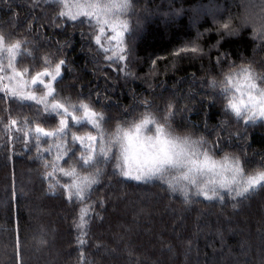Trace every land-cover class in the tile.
I'll list each match as a JSON object with an SVG mask.
<instances>
[{
  "label": "trees",
  "instance_id": "trees-1",
  "mask_svg": "<svg viewBox=\"0 0 264 264\" xmlns=\"http://www.w3.org/2000/svg\"><path fill=\"white\" fill-rule=\"evenodd\" d=\"M133 3L135 12L126 13L129 31L122 45L126 50L131 47L132 63L127 60L122 63L127 65L125 71L131 69L132 76H125L118 65L105 60L94 38H82V29L59 17V7L46 0H0V34L7 37L15 31L13 24L19 29L13 40L21 39L25 44L21 49L23 61L17 58L18 68L33 66L25 49L39 62L48 56L54 65L56 59L50 55L57 52L54 42L58 41L60 46L67 43L65 55L60 56L68 61L60 95L77 102L78 93L83 94L79 99L100 93L103 103L93 106L106 117H113V123L122 120L126 113L121 108L109 112L106 106L115 102L131 110L136 102L133 95L149 100L155 97V103L163 106L176 87L178 96L171 95V100H176L177 108L190 109L177 116L178 128L196 125L193 130L211 138L203 128L207 120L209 127H215L222 137L234 132V117L225 116L220 103V97L226 93L217 92V99L212 101L208 82L212 76L227 73L232 64L253 61V67L260 70L259 65L264 63V42L253 34L251 25L240 27V17L247 5H257L248 10L260 13L258 5L264 0H133ZM230 16L233 18L230 27L236 29L231 35L222 28ZM83 31L91 37L87 27ZM49 40L54 42L46 46ZM102 43L109 46L103 39ZM188 45L198 52H180ZM178 52L182 54L177 56ZM217 57L221 61L219 66ZM152 60H156L154 66ZM236 79L242 89V76ZM192 90L201 94L199 100H191L188 92ZM4 107L12 111V102L5 105L0 101V109ZM5 115L0 110V119ZM33 115L31 110H25L19 115L12 112L11 118L20 121ZM223 122L228 125L220 130ZM18 127L19 123L6 134L0 125V264H18L20 259L23 264H264V189L234 200L225 195L223 203L201 196L186 204L179 193H169L167 186L158 181L147 185L132 181L121 184L124 178L112 175V167H106L105 182L95 186L92 201L73 205L65 201L59 189L56 194L48 191L50 181L43 178V173L51 169L46 170L35 159L37 153L27 151L16 139L23 135L16 130ZM247 128V158L253 160L247 165L249 171L261 168L260 156H253V150L264 154V123H250ZM83 131L96 134L90 126ZM28 142L31 144V140ZM47 147L41 143V149ZM41 154L50 160L54 150L52 154L46 151ZM221 154L217 152L215 157ZM56 178L61 183L69 179ZM100 200L104 201L103 206L98 203ZM81 207L86 211L85 226L78 230L75 224L79 223ZM78 236L82 244L78 243Z\"/></svg>",
  "mask_w": 264,
  "mask_h": 264
},
{
  "label": "snow or ice",
  "instance_id": "snow-or-ice-1",
  "mask_svg": "<svg viewBox=\"0 0 264 264\" xmlns=\"http://www.w3.org/2000/svg\"><path fill=\"white\" fill-rule=\"evenodd\" d=\"M46 2L59 7V17L66 18L73 22V26L82 29L80 32L82 38H94V43L104 54L105 60L118 65L125 76L133 75L130 68L125 71L127 65L122 63L127 60L128 64H131L132 60L129 58L131 47L126 50L122 46L125 34L129 31V25L127 20L121 18L129 11L135 12L133 0H46ZM251 7H257V5L246 6L245 13L240 17V27L251 25L253 34L264 42V3L258 5L261 11L257 14L248 11ZM232 19L230 16L222 24V28L230 35L236 33V29L230 27ZM85 27L90 30L91 37L83 31ZM12 28L15 31L9 32L7 37L0 34V101L5 105L9 101L12 102V111H9L8 107L0 109L6 114L3 119H0V125H3L7 134L9 129L20 124L16 130L23 135L16 139L22 143L24 149L34 150L37 153L35 159L40 161L46 170L51 169L43 173V178L50 181L49 192L56 194L59 189V194L67 203L84 205L92 201L95 186L105 182L106 167H112V175L124 178L120 181L121 184L132 181L147 185L158 181L161 185L167 186L166 190L169 193H179L186 204L193 198L201 196L207 201L219 200L223 203L225 195L234 200L236 197L246 198V194L264 189V154L253 150V156H260L261 168L246 171L247 165L253 163V160L247 158L249 150L247 125L250 123L254 125L258 121L264 123V63L259 65L260 70L253 67V61L229 65L226 75L229 88L215 90L214 86H210L208 82V87L212 89L208 93L213 96L212 101L217 99L215 95L217 92L234 91L230 100L227 96L220 97L224 115L230 114L229 109L235 113L234 132H228L226 137H222L216 128H210L205 120L204 131L211 137H206V142L191 144L184 142L172 152L154 160L150 167L117 172L114 166L115 153H111L114 141L105 139L106 130L113 124V117H106L104 113L96 111L93 106L96 103H103L101 94H90L84 99H79L83 94L78 93L77 102H72L71 97L60 95L64 70L67 69L68 63L60 56L65 55L64 49L69 45L66 43L60 46L58 41L45 42L46 46H50L53 42L57 44V52L50 54L56 59L54 65L48 56L43 57L42 62H39L25 49L26 54L32 58L33 66L31 69L18 68L17 58L19 56L21 62L23 61L21 49L25 41L13 40V36L19 29L15 24ZM28 30H31V25H28ZM102 39L107 42L108 47L102 43ZM89 51H91L90 48ZM180 52L196 54L198 49L184 48ZM109 53L112 54L109 55ZM176 55L179 56V52ZM151 63L155 65L156 60H152ZM37 64H39V70H37ZM220 64L221 61L217 57V65ZM224 74L221 73V75ZM237 76L243 78V91L240 81L236 79ZM133 99L136 102L131 106V110L115 102L106 107L109 112L113 108H121L126 113L122 119L125 121L134 118L138 111L143 112L145 116L137 124L138 130L141 126L154 122L151 118V113L154 111L160 112L165 120L174 124L181 112L190 111L186 108H177L171 99L163 106L155 103V97L149 100L142 95L140 97L133 95ZM85 100L92 103H86ZM225 100H228L227 104L224 103ZM25 110H31L34 113L31 119L24 117L18 121L11 118L12 112L19 115ZM185 121H187L186 115ZM86 126L94 129L96 134L92 131H83ZM156 127L159 133H164L159 123ZM194 127L196 125L187 124L185 128ZM74 128L77 131H73ZM115 139H119V132ZM42 142L48 145L46 149H41ZM227 148L234 149L231 152L232 155L226 153ZM53 150L52 158L45 160L41 153L46 151L52 154ZM217 152L226 153L223 161L214 158ZM242 156L245 157L243 161ZM58 176L69 179L61 183L60 179L56 178ZM107 183L111 186L110 180ZM98 203L100 206L104 205L103 200ZM235 206L233 204V207ZM85 216V208L81 207L79 223L75 224L78 230L84 228ZM77 241L83 243L79 236ZM40 242L44 241L41 239ZM17 246H19V235H17ZM17 256H20L19 251ZM18 264H23L22 259Z\"/></svg>",
  "mask_w": 264,
  "mask_h": 264
},
{
  "label": "clouds",
  "instance_id": "clouds-1",
  "mask_svg": "<svg viewBox=\"0 0 264 264\" xmlns=\"http://www.w3.org/2000/svg\"><path fill=\"white\" fill-rule=\"evenodd\" d=\"M226 75L227 73L221 77H210L209 85L214 86L215 90L229 88ZM233 94L234 91L226 93L228 100ZM228 100H225L224 103L227 104ZM228 111L235 117V113H232L231 109ZM144 116L143 112L138 111L134 118L126 121L117 120L106 130L105 139L114 141L111 153H115L114 166H116L117 172L150 167L154 160L172 152L184 142L189 144L206 142V137L203 134L197 133L192 128H178L171 121L165 120L158 111L151 113L154 122L141 126L138 130L137 124L144 119ZM157 123L163 127V134L158 132ZM117 132H119L118 140L115 139ZM226 153L232 155L230 151H226ZM226 153L214 158L223 161Z\"/></svg>",
  "mask_w": 264,
  "mask_h": 264
},
{
  "label": "rangeland",
  "instance_id": "rangeland-1",
  "mask_svg": "<svg viewBox=\"0 0 264 264\" xmlns=\"http://www.w3.org/2000/svg\"><path fill=\"white\" fill-rule=\"evenodd\" d=\"M251 9V8H250ZM142 10H144V11H146L147 10V8L146 7H142ZM202 11V10H201ZM249 12H251L250 10H248ZM245 13V12H244ZM243 13V14H244ZM122 19H124V20H128V16H126V14H125V16L123 15L122 17H121ZM193 45V44H192ZM190 48V46L188 45V49ZM179 54H182V53H179ZM184 54V53H183ZM154 66V65H153ZM173 67H177L176 65H174ZM178 68V67H177ZM152 89H155V88H152ZM151 89V90H152ZM173 89H174V91H172L173 93H175V95L176 96H178L177 94H178V92L177 91H175V89H176V87H173ZM243 89H244V87H242V91H243ZM177 90V89H176ZM173 93H170V98H169V100L170 99H172L171 97L173 96ZM172 95V96H171ZM188 95H189V97L191 98V100H193L194 101V99H197V100H199L200 98H201V94L200 93H197L195 90H192V91H190V92H188ZM205 98V97H204ZM211 99V98H210ZM175 99H173V103L175 104ZM211 101V100H210ZM178 117H179V115H178ZM228 124H227V122L226 123H222V125L220 126V130H222V129H225L226 128V126H227ZM231 129V128H230ZM259 167V166H258ZM255 168V167H254ZM253 168V169H254ZM260 168V167H259Z\"/></svg>",
  "mask_w": 264,
  "mask_h": 264
}]
</instances>
